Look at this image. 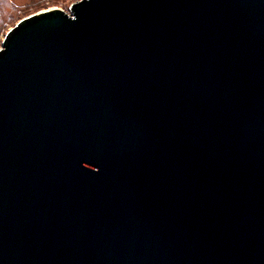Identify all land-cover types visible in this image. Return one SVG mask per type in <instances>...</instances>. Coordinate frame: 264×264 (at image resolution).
Instances as JSON below:
<instances>
[{
  "label": "water",
  "instance_id": "obj_1",
  "mask_svg": "<svg viewBox=\"0 0 264 264\" xmlns=\"http://www.w3.org/2000/svg\"><path fill=\"white\" fill-rule=\"evenodd\" d=\"M0 264H264V0H80L16 23Z\"/></svg>",
  "mask_w": 264,
  "mask_h": 264
},
{
  "label": "rangeland",
  "instance_id": "obj_2",
  "mask_svg": "<svg viewBox=\"0 0 264 264\" xmlns=\"http://www.w3.org/2000/svg\"><path fill=\"white\" fill-rule=\"evenodd\" d=\"M78 1L80 0H0V49L6 33L22 19L51 8L68 12L69 7Z\"/></svg>",
  "mask_w": 264,
  "mask_h": 264
},
{
  "label": "trees",
  "instance_id": "obj_3",
  "mask_svg": "<svg viewBox=\"0 0 264 264\" xmlns=\"http://www.w3.org/2000/svg\"><path fill=\"white\" fill-rule=\"evenodd\" d=\"M3 2H7V0H3ZM13 18H14V17H12V19H11V20H13Z\"/></svg>",
  "mask_w": 264,
  "mask_h": 264
}]
</instances>
